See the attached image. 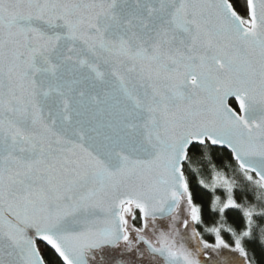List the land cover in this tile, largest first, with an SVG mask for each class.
<instances>
[{"label": "snow or ice", "instance_id": "1", "mask_svg": "<svg viewBox=\"0 0 264 264\" xmlns=\"http://www.w3.org/2000/svg\"><path fill=\"white\" fill-rule=\"evenodd\" d=\"M0 264H264V0H0Z\"/></svg>", "mask_w": 264, "mask_h": 264}]
</instances>
